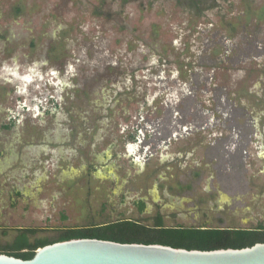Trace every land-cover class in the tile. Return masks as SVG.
<instances>
[{
  "label": "rangeland",
  "instance_id": "1",
  "mask_svg": "<svg viewBox=\"0 0 264 264\" xmlns=\"http://www.w3.org/2000/svg\"><path fill=\"white\" fill-rule=\"evenodd\" d=\"M158 211L264 224V0H0V243Z\"/></svg>",
  "mask_w": 264,
  "mask_h": 264
},
{
  "label": "trees",
  "instance_id": "2",
  "mask_svg": "<svg viewBox=\"0 0 264 264\" xmlns=\"http://www.w3.org/2000/svg\"><path fill=\"white\" fill-rule=\"evenodd\" d=\"M20 12V7H17ZM38 228H19L14 240L0 243V254L22 260L32 259L45 246L72 239H97L121 244L161 245L175 249L212 251L244 249L264 244V224L254 228H220L207 226H167L159 217L155 223L119 219L104 224L64 230L56 238H38Z\"/></svg>",
  "mask_w": 264,
  "mask_h": 264
},
{
  "label": "water",
  "instance_id": "3",
  "mask_svg": "<svg viewBox=\"0 0 264 264\" xmlns=\"http://www.w3.org/2000/svg\"><path fill=\"white\" fill-rule=\"evenodd\" d=\"M0 264H264V244L212 251L72 239L40 248L30 260L0 254Z\"/></svg>",
  "mask_w": 264,
  "mask_h": 264
},
{
  "label": "flooded vegetation",
  "instance_id": "4",
  "mask_svg": "<svg viewBox=\"0 0 264 264\" xmlns=\"http://www.w3.org/2000/svg\"><path fill=\"white\" fill-rule=\"evenodd\" d=\"M242 115H243V117L245 118V121H248V120H249V119L247 118V115H248V114H246V113L244 112ZM138 139H139V138H134V140H137V141H138ZM200 176H201V173H200V172H198V171L194 172V173H193V177H192L193 182L190 181V183H188L186 186L189 187V188H193V185H194V182L196 181V178H199ZM227 177H228V175H227ZM176 186H179V183H177ZM18 195H22V193H21V192H18ZM134 205H135V208L138 210V212L141 213V214H144V213L147 211V209H148L147 203H146V201L143 200V199H140V200H138V201H135ZM159 217H162V220H163V221L165 222V224H166V221H165V218H166V217H165V215H163L160 211H158V212L152 217V219H151L149 222H151V223H155V222L158 220ZM132 220H134V219H132ZM137 221L144 222V221H142V220H137ZM144 223H146V222H144ZM176 226H183V225H176ZM258 226H259V225H258ZM187 227H192V226H187ZM196 227H200V226H196ZM207 227H210V226H207ZM256 227H257V226H256ZM220 228H222V227H220ZM242 228H247V227H242ZM231 229H237V228H231Z\"/></svg>",
  "mask_w": 264,
  "mask_h": 264
}]
</instances>
